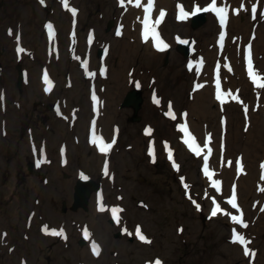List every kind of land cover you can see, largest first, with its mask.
Masks as SVG:
<instances>
[{"label": "rangeland", "instance_id": "rangeland-1", "mask_svg": "<svg viewBox=\"0 0 264 264\" xmlns=\"http://www.w3.org/2000/svg\"><path fill=\"white\" fill-rule=\"evenodd\" d=\"M116 1L68 0L69 9L77 10L69 24L65 14L70 10L63 0L43 4L0 0V264H48V257L51 264H107L113 259L109 252L114 238L102 216L113 215L111 208L118 210L116 215L128 216L151 241L137 243V264L157 259L162 264H264V205L258 209L260 202L253 200L252 192L242 190L246 184L240 176L234 180L239 187L230 189L234 181L223 175L228 156L238 154L240 161L264 154V137L258 141L263 146L256 148L254 139L248 140L251 131L244 122L257 121L259 112L253 106L257 85L249 69L239 74L230 54L235 37L243 41L247 56L250 45L253 70L264 66V40L256 38L264 32V0L248 5L217 0V6L228 9L226 25L209 11L207 22L197 29L191 27L193 12L208 7L211 0H169L173 8L163 18L157 10L160 20L155 25L168 47L150 53L137 29V15L132 22L129 14L120 12L125 5L115 8ZM140 15L141 9L139 21ZM48 24L53 32L49 39L42 29ZM249 27L252 37L244 36ZM177 38L191 41L187 59L176 49ZM261 42L262 50L254 52ZM100 48L102 57L97 55ZM188 61L193 63L191 70ZM17 64L27 74L22 91ZM46 71L55 83L50 91L44 88ZM215 75L222 81L223 100L217 99ZM136 85L143 89L144 105L139 121L129 122L132 111L121 103ZM93 96L102 101L103 110L93 112ZM200 97L203 113L193 110ZM169 111L175 119L166 115ZM239 115L247 136L241 133L236 139ZM182 124L201 147L200 156L184 142ZM98 133L112 144L104 157L98 143H93ZM226 140L231 143L226 145ZM207 142L214 149L209 154ZM205 156L214 173L211 178L204 174ZM80 174L101 180L102 189L95 196L103 198L104 212H97L101 207L92 200L89 215L82 208H69L75 192L71 177ZM214 181L220 182L219 187L213 186ZM233 194L236 208L229 203ZM217 204L221 211L212 216ZM241 214L247 227L231 219ZM66 216L94 226V244L99 246L101 239L106 245L99 255L89 247L73 244V249L64 250L43 239L44 227L58 231ZM234 231L249 241L247 247L254 255L246 256L244 245L232 241Z\"/></svg>", "mask_w": 264, "mask_h": 264}, {"label": "bare ground", "instance_id": "bare-ground-1", "mask_svg": "<svg viewBox=\"0 0 264 264\" xmlns=\"http://www.w3.org/2000/svg\"><path fill=\"white\" fill-rule=\"evenodd\" d=\"M171 1H175V0H171ZM242 2H244L246 5H248L252 0H241ZM148 4V0H141V6H135V3H128L125 0V6H126V10L125 11H120V12H125L127 14H129L132 17V22L133 20H135L134 18H136L135 16L137 15V29L139 30V33L142 35V37H144V32H145V21H147V27L149 30V38L146 41L147 43V48L145 49L146 52L150 53L152 50H157L155 48H157L155 45L157 43L155 37L151 34L153 29H156L154 26L157 23V21L159 20L158 18V14L155 13V10H159L160 12L163 11L166 14H168V12L171 11V7L173 8L171 2L169 0H155L154 4L151 8L150 11H145V8ZM121 3L120 0H117L115 3V8L119 9L121 7ZM140 8H142L141 10V15H140V21H139V13H140ZM159 12V13H160ZM77 13V12H76ZM76 15V14H75ZM164 17V16H163ZM65 18L68 21L69 24L72 23L74 16L72 14L71 11L67 12L65 14ZM119 24L122 25L124 23H122L123 20H121V17L119 16ZM131 27H133L134 25L130 24ZM47 35V38L49 39L50 35H49V29L47 28V26H43L42 28ZM250 32L247 33V30L245 31L244 36H251L252 37V32L251 29L249 27ZM254 37V35H253ZM256 38L258 39V41H262L264 40V32L263 33H259L257 34ZM133 43V41L131 42ZM234 43L235 46L230 50V54L231 57L234 58V60L236 61L235 66H237V70L240 74V71L242 70L244 72L245 69H249V64H248V59L249 56H247L242 48H243V41L242 40H238L236 41V38L234 37ZM135 44V42L133 43ZM138 41H137V48L139 47L138 45ZM263 48V43H259L258 46H256V48H253V51L255 52V50H262ZM152 49V50H151ZM147 53V54H148ZM144 54V53H143ZM238 59V61L236 60ZM258 72L261 73L262 75L257 74V70H254V73L257 74L258 77H264V66L258 69ZM217 79H219L218 77L214 78V87L216 86V82ZM252 80V78H251ZM251 80H248V82H252ZM123 81L122 75L117 79L118 84ZM220 85L222 84L221 80L219 79ZM44 83L47 86V83L44 80ZM257 88L256 90L258 91V96L253 98V106H255V108L257 109L258 115L256 116L257 121H254L253 118H247V122L244 121L246 123L245 125V129L250 130L251 131V136L249 137L248 140H252L254 139L251 143L254 144L256 146V148L258 147H262V145L259 146V138L264 137V88H260L258 87V84L256 83ZM109 95H112L111 93ZM197 105L193 106V110L197 113H203L204 110V103H203V97H200V99H198L197 101ZM102 104V102H101ZM94 105L93 106V112H97L99 110H103V106L102 105ZM255 104H260V106H256ZM232 107L234 109H240V105L239 104H233ZM239 111V110H238ZM241 116L239 115L238 119H237V126H238V131H237V135H236V139H238V136L243 133V136L246 137L247 134L244 131V127L242 124V120H241ZM240 125V126H239ZM242 135V134H241ZM186 134L183 132V138L185 139ZM188 138V137H186ZM234 138V137H233ZM185 141V140H184ZM107 143V141L105 142ZM230 140H226V145L230 144ZM101 144L98 145V150L101 152L100 150ZM202 151V149H201ZM209 154V153H208ZM102 156H105V152H102ZM238 158V154L236 155V157L234 156H228V161H226V167H224L223 169V175L226 177V179L232 180V181H238L237 177L240 176L241 179L244 180L245 184H246V188H243L242 190H247L249 189L253 194V200H258L260 203H258V209L261 208V206L264 205V167H262V165H264V154L260 157V158H256V160H251L247 158H243L240 161H237ZM262 158V159H261ZM248 160L252 163L250 164L248 162ZM240 165H243L244 168H240L238 169L237 167H239ZM104 166H107V160L104 163ZM103 166V167H104ZM108 167V166H107ZM234 181V184H230V189H236V187L238 186V183H236ZM238 194H240V189ZM262 223L264 222V209L262 208ZM104 217V216H102Z\"/></svg>", "mask_w": 264, "mask_h": 264}, {"label": "snow or ice", "instance_id": "snow-or-ice-1", "mask_svg": "<svg viewBox=\"0 0 264 264\" xmlns=\"http://www.w3.org/2000/svg\"><path fill=\"white\" fill-rule=\"evenodd\" d=\"M127 2L128 3H135V6H138V7L141 6V0H127ZM40 3L43 4L44 3V0H40ZM120 3H121V5H124L125 4V0H120ZM153 4H154V0H148V4H147V6L145 8V11H150L151 8H152V6H153ZM63 5H64V7L66 9H69L68 0H63ZM241 7L243 8L244 6L241 5ZM69 10L72 12L73 16H75L77 10L75 8H70ZM197 11H200V9L197 8ZM203 11H211V12H214L219 17L220 24L221 25H226L228 9H227V7L217 6V0H211V3L208 5V7H206L205 9H203ZM235 11L238 14L239 9H237ZM252 12L253 13L256 12V8L255 7L252 8ZM164 15H165V13L163 11H161L160 12V17L163 18ZM186 15L187 14L185 13V14L181 15L179 18L180 19H184ZM144 23H145V32H144V37L143 38H144L145 41H147L148 38H149V34L150 33H149V30H148V27H147V21H145ZM157 23H159V21H157ZM47 28L49 29V35L50 36L53 35V33H52V25L51 24H48L47 25ZM9 34L11 35V30H9ZM151 34L155 36V39L157 41V43H156L155 46L157 47L158 50L163 51L165 48L168 47V45L165 44L159 38V35L157 33H155L154 29L152 30V33ZM223 40H224V33H222L221 36H220L221 43H223ZM185 43H186V41H185ZM18 50L19 51H24V49H22V48L21 49H18ZM248 64H249V76L252 78L253 82L254 83H257L258 84V87L264 88V77H258L257 74L254 73L253 68H252L250 45H249V59H248ZM84 66H85V68L87 67L86 64ZM191 68H192V65L190 64L189 65V69L191 70ZM90 75H95V73H90ZM44 79H45V82L49 84V87L46 88V91H50L51 90V84L48 81L47 74H45ZM137 86H139V85H137ZM216 86H217V89H218V91H217V99L223 100V94L219 90L220 89L219 79H217ZM196 87L197 88L203 87V85H196ZM0 98H2V97H0ZM93 99H96V97L93 96ZM233 99H236V97H233ZM154 102L157 103V104L160 103L159 99L156 98L155 96H154ZM169 108H171V105H169ZM246 111H247V108L245 107V112ZM166 115L170 116L172 119H175L176 118L175 117V114L172 111H169L168 113H166ZM179 129L182 132H184L186 134V136L188 137V138L185 139L184 142L188 145L189 149L191 151H193L197 156H200L201 155V149H200L199 145L196 144L195 137H192L191 134L188 132L187 125L186 124L179 125ZM150 132H151V130L149 129L148 130V133L150 134ZM209 139H210V137H209ZM93 143H96V140H93ZM113 143H114V141H113ZM111 147H112V144L111 143H104L102 141V138H101V148H100L101 152H107V151H109L111 149ZM169 159H172L171 152L169 153ZM262 167H264V165H262ZM204 174L206 176H208L209 178H211L214 175V173L211 172L209 170V168H208V157L207 156L204 157ZM219 183H220L219 181H214L213 182V186L214 187H219ZM229 203H231V205H232L233 208L238 207V205L236 204L235 194H233V196L230 199ZM197 207H199V206H197ZM100 210L103 211L104 210L103 207H101ZM112 211H113V215L115 216L116 215V212L118 210L117 209H113ZM220 211H221L220 206L217 204L215 206V208L212 210L211 215L212 216H216L218 214V212H220ZM118 219L119 218L117 217V220ZM231 219L233 221L237 222V223L243 224L244 227H247V225L243 221L242 214L239 215V216L238 215H233L231 217ZM43 231L46 234H51V235H56V236H63L64 235L63 230H60V231H57V230H54V229L53 230H49L47 228V226L44 227ZM179 231H182V229H180ZM137 234H138L139 239L141 241H144L146 243H151V241L148 240L147 237H145L143 234L140 233V229L139 228L137 229ZM85 235H87V233H85ZM232 241L234 243L235 242H238L241 245H244V254L246 256H248V255H254V253H252L249 250V248L247 247V244L249 243V241H247L241 234L236 233L234 231L233 237H232ZM92 250H93V253L95 255H99V251L100 250H99V246L98 245L93 244ZM150 264H162V261H160L159 259H157V260H155L153 262H150Z\"/></svg>", "mask_w": 264, "mask_h": 264}, {"label": "flooded vegetation", "instance_id": "flooded-vegetation-1", "mask_svg": "<svg viewBox=\"0 0 264 264\" xmlns=\"http://www.w3.org/2000/svg\"><path fill=\"white\" fill-rule=\"evenodd\" d=\"M67 176L66 178L70 177V174L65 173ZM71 179L76 182L77 178ZM99 203L101 200L96 199L92 196L90 198V203ZM68 210H66L67 212ZM65 212V213H66ZM86 212V211H85ZM88 214V212H86ZM89 215V214H88ZM88 217V216H87ZM70 216H66L65 219L62 221L61 230H67L69 233V237L72 240L71 244L69 245L65 239V235L59 236L58 238H46L45 241H51L53 242V245H59L60 248H64V250H71L73 249V244L79 246L81 249L85 248H92V246L89 244V239L87 237L88 235V228L87 223L88 221H84L82 219L80 220H71ZM108 227L111 228L113 231L112 236L114 239L111 238V242L114 244V246L110 249V256L113 259H110L107 264H137V233L135 232V225H133L131 222H120L116 219H108L106 220ZM87 233V235H85ZM85 237V240L83 239ZM101 243L103 244L102 240L99 239ZM85 242V245L82 247L80 244ZM103 246H106L103 244ZM121 246H125V250L123 251ZM122 252L126 253V256L123 257ZM48 264H51V257H48Z\"/></svg>", "mask_w": 264, "mask_h": 264}, {"label": "water", "instance_id": "water-1", "mask_svg": "<svg viewBox=\"0 0 264 264\" xmlns=\"http://www.w3.org/2000/svg\"><path fill=\"white\" fill-rule=\"evenodd\" d=\"M206 13L207 11H196V14L193 17L192 20V28L193 29H197L200 26H202L206 20ZM177 49L179 52H181L185 57H188L190 54V46H189V42L183 41V40H179L178 41V46ZM20 70V75H19V80H18V85L21 86L23 80L25 79L26 75L24 74L23 71ZM136 91H132L128 94L126 101L124 103V105H128V106H133L134 110H135V114H137L138 117V112L142 107V103H143V98L141 97L140 93L137 94V99H134V94ZM87 186V187H85ZM98 185L95 183H90L88 181L85 180H81L76 188H75V199H76V203H75V207H78V205H83L84 207L87 206L88 204V200H89V196L91 194V192L93 190H97L98 189Z\"/></svg>", "mask_w": 264, "mask_h": 264}]
</instances>
